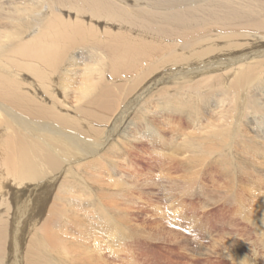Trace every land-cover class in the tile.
Masks as SVG:
<instances>
[{
  "label": "bare ground",
  "instance_id": "1",
  "mask_svg": "<svg viewBox=\"0 0 264 264\" xmlns=\"http://www.w3.org/2000/svg\"><path fill=\"white\" fill-rule=\"evenodd\" d=\"M144 160L240 179L264 246V0H0V264L126 253Z\"/></svg>",
  "mask_w": 264,
  "mask_h": 264
},
{
  "label": "rangeland",
  "instance_id": "2",
  "mask_svg": "<svg viewBox=\"0 0 264 264\" xmlns=\"http://www.w3.org/2000/svg\"><path fill=\"white\" fill-rule=\"evenodd\" d=\"M228 110L229 106L221 103L215 109L218 113L213 123L222 125L228 121L227 116H234ZM186 132L191 134L195 130ZM177 141L183 142V137ZM136 165L140 174L125 179L133 187L132 193L119 201L126 210L127 229L134 239L126 243L128 251L123 255L106 253L103 264H234L236 247L249 258L252 253L264 255L262 233L253 223L263 214L262 205L256 198L248 199L240 179L229 187L222 168L209 162L204 163L196 179L175 167L169 181L157 178L154 163L144 160L135 162ZM260 191L263 193L264 187L257 194Z\"/></svg>",
  "mask_w": 264,
  "mask_h": 264
}]
</instances>
